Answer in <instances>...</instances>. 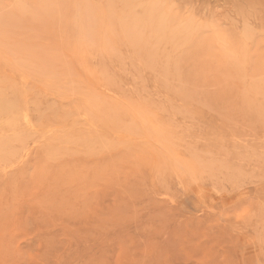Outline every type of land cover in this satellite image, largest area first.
<instances>
[{
  "label": "rangeland",
  "instance_id": "1",
  "mask_svg": "<svg viewBox=\"0 0 264 264\" xmlns=\"http://www.w3.org/2000/svg\"><path fill=\"white\" fill-rule=\"evenodd\" d=\"M0 22L27 115L0 131V264H264V0H0Z\"/></svg>",
  "mask_w": 264,
  "mask_h": 264
},
{
  "label": "bare ground",
  "instance_id": "2",
  "mask_svg": "<svg viewBox=\"0 0 264 264\" xmlns=\"http://www.w3.org/2000/svg\"><path fill=\"white\" fill-rule=\"evenodd\" d=\"M155 5H156V3H155ZM37 6V5H36ZM28 7V6H27ZM158 6L156 5V8H157ZM160 7H161V5L159 6V8H158V10H160ZM25 8H26V6H25ZM37 8V7H36ZM112 8V7H111ZM112 10V9H111ZM13 11V10H12ZM32 11V10H31ZM35 11V10H34ZM151 11V10H150ZM149 11V13H151L152 11H154V9L150 12ZM42 12V11H41ZM131 12V11H130ZM138 12V11H137ZM137 12H136V14L135 15H137ZM155 12V11H154ZM155 14H156V12L152 15V14H149V17H148V22H150L153 18H154V16H155ZM162 14V13H161ZM36 15V14H35ZM42 15V14H41ZM143 15V14H142ZM161 16V15H160ZM138 16H136V18H137ZM164 17V16H163ZM40 18H42V16H40ZM156 18V17H155ZM159 18V19H158ZM157 19H158V21H156L155 23H156V25H155V32H156V30L159 32V30L161 31V29H159V28H162L163 26H162V24L164 23V20L162 19V18H160V17H158ZM38 19H39V17H38ZM43 19V18H42ZM135 19V18H134ZM139 19V18H138ZM191 19V18H190ZM40 20V19H39ZM110 20V19H109ZM120 20V19H119ZM194 20V19H193ZM173 20L171 19V22H172ZM189 21V20H188ZM187 21V22H188ZM192 21V20H191ZM141 22V21H140ZM170 22V23H171ZM1 23V22H0ZM152 23V22H151ZM151 23H150V25H151ZM182 25V24H181ZM0 26H3V25H0ZM94 26V25H93ZM165 26V25H164ZM189 26H190V24H189ZM11 27V26H10ZM9 27V28H10ZM142 27V26H141ZM147 27V26H146ZM152 27V26H151ZM166 27V26H165ZM186 26H184L183 28H181L180 29V31H178V32H181L184 28H185ZM149 28V27H148ZM169 28V27H168ZM179 28V27H178ZM188 28V27H187ZM2 29V28H1ZM6 29V28H5ZM5 29H3V30H5ZM150 29V28H149ZM159 29V30H158ZM177 29V28H176ZM189 29V28H188ZM6 30H8V29H6ZM102 30V29H101ZM100 30V31H101ZM168 30V29H167ZM166 30V31H167ZM175 30V29H174ZM165 31V29H164V27H163V29H162V32H161V34L163 35V32ZM171 33L173 34H175V31H173V32H170L169 34L171 35ZM212 33V32H211ZM158 34V33H157ZM164 34H166V33H164ZM168 34V35H169ZM177 34V33H176ZM169 35V36H170ZM177 35H179V34H177ZM176 35V36H177ZM11 36V35H10ZM181 36V35H180ZM8 38H9V36H8ZM146 38V37H145ZM170 38H171V36H170ZM215 41V40H214ZM171 42V41H170ZM263 47V46H262ZM207 57H208V55H207ZM238 59H236V61H237ZM239 67V66H238ZM240 68V67H239ZM238 68V69H239ZM4 71V70H3ZM55 72V71H54ZM240 72V71H239ZM242 73V72H241ZM48 74V73H47ZM50 74V73H49ZM11 75V74H10ZM52 75V74H51ZM246 76V75H245ZM222 77V76H221ZM50 78V77H49ZM227 79V78H226ZM24 80V79H23ZM166 80V79H165ZM237 80V79H236ZM230 81H231V79H230ZM23 87V86H22ZM25 87V86H24ZM90 89V88H89ZM28 91V90H27ZM73 94V93H72ZM31 95V94H30ZM66 96V95H65ZM64 96V97H65ZM31 97V96H30ZM22 99V98H21ZM69 100V99H68ZM96 100V99H95ZM66 101H67V99H66ZM70 102V101H69ZM92 103V102H91ZM23 107H24V105H23ZM135 111H137V110H135ZM109 112H110V110H109ZM139 112V111H138ZM67 116V115H66ZM83 118H86V117H84V116H82ZM75 118V117H74ZM92 118V117H91ZM103 118V117H102ZM21 119H23V120H26L27 119V115L25 114V112L24 111H22L20 108H18V105L16 104V103H14V101L12 102V101H10V100H8V98H6V97H4V96H1L0 97V131H2V130H4V129H6V128H9V127H12L13 125H14V123L15 122H17V121H19V120H21ZM82 119V118H81ZM125 126V125H124ZM124 126H123V128H124ZM58 128V127H57ZM121 130V129H120ZM125 131H127V130H125ZM125 133V132H124ZM122 134V133H121ZM96 135V134H95ZM116 135V134H115ZM114 135V136H115ZM119 135V134H118ZM65 136V135H64ZM123 135H121V138H123L122 137ZM71 140H73V139H71ZM88 140V139H87ZM119 140H121L120 138H119ZM67 141V140H66ZM71 142V141H70ZM119 142V141H118ZM72 143V142H71ZM101 143V142H100ZM35 144V143H34ZM39 144V143H38ZM43 145V144H42ZM119 145V144H118ZM52 147V146H51ZM101 147H102V145H101ZM103 147H104V145H103ZM102 147V148H103ZM33 149V148H32ZM110 149V148H109ZM90 150V149H89ZM112 150V149H111ZM147 151V150H146ZM29 152V151H28ZM27 152V153H28ZM24 154V153H23ZM20 161V160H19ZM185 161V160H184ZM16 166V165H15ZM11 167H12V165H11ZM16 168V167H15ZM191 172V171H190Z\"/></svg>",
  "mask_w": 264,
  "mask_h": 264
}]
</instances>
